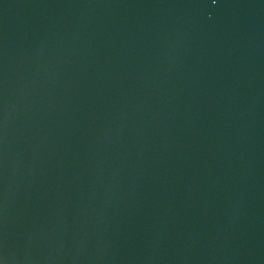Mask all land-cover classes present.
Returning <instances> with one entry per match:
<instances>
[{
    "label": "water",
    "instance_id": "obj_1",
    "mask_svg": "<svg viewBox=\"0 0 264 264\" xmlns=\"http://www.w3.org/2000/svg\"><path fill=\"white\" fill-rule=\"evenodd\" d=\"M0 264H264V0H0Z\"/></svg>",
    "mask_w": 264,
    "mask_h": 264
}]
</instances>
